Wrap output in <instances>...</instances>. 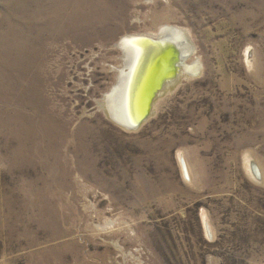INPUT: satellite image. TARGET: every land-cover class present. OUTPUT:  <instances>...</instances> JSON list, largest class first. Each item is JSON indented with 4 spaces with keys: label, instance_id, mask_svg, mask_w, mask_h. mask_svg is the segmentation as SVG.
<instances>
[{
    "label": "rangeland",
    "instance_id": "obj_1",
    "mask_svg": "<svg viewBox=\"0 0 264 264\" xmlns=\"http://www.w3.org/2000/svg\"><path fill=\"white\" fill-rule=\"evenodd\" d=\"M165 26L200 74L122 128L119 44ZM0 264H264V0H0Z\"/></svg>",
    "mask_w": 264,
    "mask_h": 264
},
{
    "label": "bare ground",
    "instance_id": "obj_2",
    "mask_svg": "<svg viewBox=\"0 0 264 264\" xmlns=\"http://www.w3.org/2000/svg\"><path fill=\"white\" fill-rule=\"evenodd\" d=\"M163 30L159 34H162V36L156 34L129 35L119 44L125 52L124 65H127L128 69L126 72H124V67L121 69L120 84L119 86L116 84L110 93H107L103 107L109 117L122 128L130 130V127L138 123L139 118L144 115L147 96L158 85L161 77L176 75L173 79H167L163 82L164 84L161 85L163 89L154 98L151 109H153L156 100L166 88L176 86L179 81L178 78L182 75L181 73H186L185 78L200 74L202 66L198 62L193 65H186L187 56L177 69L176 64H174V61H177V57L174 55L175 52L171 53L168 50L171 45L157 51L159 46L152 44L151 40L158 37L164 44L169 40L178 44L182 54H188V57L191 52L188 32L174 26H165ZM123 72L125 75L122 74Z\"/></svg>",
    "mask_w": 264,
    "mask_h": 264
},
{
    "label": "water",
    "instance_id": "obj_3",
    "mask_svg": "<svg viewBox=\"0 0 264 264\" xmlns=\"http://www.w3.org/2000/svg\"><path fill=\"white\" fill-rule=\"evenodd\" d=\"M164 29V28H163ZM163 29H161L160 31H164ZM166 30V29H165ZM159 36H162V34L161 35H159ZM165 40V39H164ZM152 41V44H154L155 46L156 45H158L159 46V49L157 50V51H159L160 49H164V48H167L168 47V45L171 47V48H174L175 49V56L177 57V61L175 62L174 61V64H176V68L178 69L179 68V64L181 65L182 63H183V61H184V59H185V57L186 56H188V54H186V55H184V54H182V51H181V49L178 47V44H175L174 42H172V41H168V42H166L165 44L164 43H162L161 41H160V39H158V37H157V39H152L151 40ZM190 43V47H191V52H190V55L193 53V51H194V48H193V45H192V43L191 42H189ZM174 47H173V46ZM169 47V48H170ZM168 48V49H169ZM151 52V51H150ZM149 52V53H150ZM189 55V56H190ZM128 69V67H127V65H124V72H126V70ZM122 73V74H124L125 75V73ZM176 75L175 74H172L171 76H165L164 78L163 77H161V80H160V82L158 83V85H156L154 88H153V90L150 92V94L147 96V103L145 104L146 105V108L144 109L145 111H144V115H142L140 118H139V120H138V123H136L134 126H132V127H130L129 129L130 130H136L139 126H141L145 121H147L149 118H150V116H151V105H152V102H153V100H154V98L158 95V93L163 89L162 87L163 86H161V85H163L164 83L163 82H165L167 79H173L174 77H175ZM119 84H120V82H119V78H118V81H117V85L119 86ZM115 87V86H114Z\"/></svg>",
    "mask_w": 264,
    "mask_h": 264
}]
</instances>
